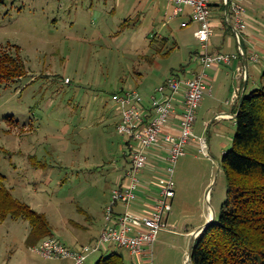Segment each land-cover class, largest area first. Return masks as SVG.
<instances>
[{"label": "rangeland", "instance_id": "obj_1", "mask_svg": "<svg viewBox=\"0 0 264 264\" xmlns=\"http://www.w3.org/2000/svg\"><path fill=\"white\" fill-rule=\"evenodd\" d=\"M259 21V62L250 64V87L264 72V0L243 3ZM167 0H6L0 5V51L18 55L27 74L0 84V168L15 198L45 214L55 237L71 249L93 245L105 223V209L127 167L120 117L113 95L138 91L148 99L172 74L191 65L202 49L195 25L172 18ZM256 35V31L254 33ZM234 36V35H233ZM232 36V37H233ZM258 67V68H256ZM173 72V73H172ZM257 81V84H253ZM234 121L196 133L210 152L188 146L175 167L177 199L152 256L141 262L125 249V264H189L188 229L205 215L218 219L227 198L222 167L233 145ZM25 219L0 221V264H69L33 252L46 237Z\"/></svg>", "mask_w": 264, "mask_h": 264}, {"label": "built area", "instance_id": "obj_2", "mask_svg": "<svg viewBox=\"0 0 264 264\" xmlns=\"http://www.w3.org/2000/svg\"><path fill=\"white\" fill-rule=\"evenodd\" d=\"M167 1L174 5L175 16L189 8L191 21L199 25L195 37L202 45L200 69L192 78L171 75L148 99L136 90L113 95L115 110L120 116L117 131L124 141L128 167L111 192L110 203L105 209L104 227L95 243L71 249L57 238H48L33 249L47 261L87 264L93 255L113 247L127 250L138 262L150 258L158 234L174 228L169 220L176 197L174 172L178 160L186 155L187 147L193 143L198 145L201 153L208 155L210 152L209 139L198 137L194 132L199 108L208 91L207 71L217 65L229 66L245 55L242 42L247 29L246 9L242 0H221L230 9L226 20L230 22L233 17L235 21V36L239 44V54H226L209 49L215 34L211 21L214 0ZM188 24L184 22L182 27ZM250 59L258 62L259 56L253 54ZM239 72L248 76L246 68L239 69ZM241 98L239 88L234 91L231 102L239 103ZM175 118L179 119L176 127L172 126ZM153 151L165 152L166 158L165 166L155 173L152 185L145 182L142 175ZM153 187L157 190L152 193ZM143 196H149L152 204L147 206L143 202L145 207L140 209L136 205Z\"/></svg>", "mask_w": 264, "mask_h": 264}, {"label": "trees", "instance_id": "obj_3", "mask_svg": "<svg viewBox=\"0 0 264 264\" xmlns=\"http://www.w3.org/2000/svg\"><path fill=\"white\" fill-rule=\"evenodd\" d=\"M5 1L0 0V5ZM26 74L18 55L0 51V84ZM262 80L261 86L244 94L238 104L233 145L222 159L227 198L219 218L196 239L192 264H264V72ZM8 218L27 220L31 232L43 234L44 241L56 238L45 214L14 197L0 168V221ZM95 264L125 261L121 252H112Z\"/></svg>", "mask_w": 264, "mask_h": 264}, {"label": "crops", "instance_id": "obj_4", "mask_svg": "<svg viewBox=\"0 0 264 264\" xmlns=\"http://www.w3.org/2000/svg\"><path fill=\"white\" fill-rule=\"evenodd\" d=\"M247 1L248 0H242L243 3H246ZM221 5H222L221 0H214V3L212 5L211 21L214 27L215 34L211 39L209 49L211 52L239 54V44L235 36V21L233 17L231 18L230 22L226 20L227 17L226 13L229 8L225 7L223 9ZM172 6L174 5L171 4V7L168 6L169 9L167 8V10L171 11ZM174 11H175V7L173 8V13L171 15L172 18L185 17L186 18L185 22L189 23L187 27H183V28H188L192 25H195L196 27L194 31V36H195V32L198 29L199 25L191 21L189 15L190 9L186 8L185 12L179 16H175ZM246 22H247V29L246 32L244 33V41L242 42L245 55L235 60L229 66L217 65L210 68L207 71L208 91L204 99L202 100L201 106L198 111V118L194 127L195 133L199 118H202L205 128L208 130H211L213 124L220 123L222 121H229V120L234 121V124L236 126L235 117L237 115L239 103L231 102L232 95L235 90L240 88L243 96L244 94H247L254 87L253 86L249 88L251 79L253 78L250 71V64L257 65L259 61L253 62L251 61L250 58L252 57L253 54L258 55V51H262L253 41L255 40V38H258L257 31L259 30L258 25L260 23L258 19L255 18V15L251 13L246 15ZM183 23L184 22H182V24ZM255 31H256V35L254 34ZM199 55H200V50L194 52L191 57L193 63L187 67H183L180 70V72L184 74L183 78H192L199 71L200 69ZM245 68L248 71L247 77L243 76L242 73L239 72V69H245ZM253 84L254 85L257 84V81L256 82L254 81ZM219 116H223V117L218 118ZM230 116H235V117L230 118ZM178 122H179L178 118L173 119L172 126L176 127ZM173 131L177 132L176 130ZM190 146H195L198 148V145L194 143L191 144ZM151 153L152 154L150 155L149 158V165L147 169L144 171L142 177L145 180V182L153 185L155 183V173L157 172V170H160L165 166L166 153L163 151H153ZM126 166L128 167V162ZM127 167L125 168L127 169ZM121 178L122 176L118 178L117 184L119 183ZM156 190L157 188L153 187L152 193L154 191L156 192ZM176 199H177V190H176V197L173 201V207L175 206ZM143 202H145L146 205L152 204V200L151 198H149V196H143L140 203L136 206L140 209L142 207L144 208L145 206H143ZM205 218L206 219L200 225L188 229L187 235L191 239H193L194 234L210 220L211 215L208 216L205 215Z\"/></svg>", "mask_w": 264, "mask_h": 264}, {"label": "water", "instance_id": "obj_5", "mask_svg": "<svg viewBox=\"0 0 264 264\" xmlns=\"http://www.w3.org/2000/svg\"><path fill=\"white\" fill-rule=\"evenodd\" d=\"M214 220H215V215L211 216L210 220L194 234L193 239L191 241V246H190L189 264H192L191 263V256H192V251H193V247H194V244H195L196 239L202 234V232L207 228V226L211 222H213Z\"/></svg>", "mask_w": 264, "mask_h": 264}]
</instances>
